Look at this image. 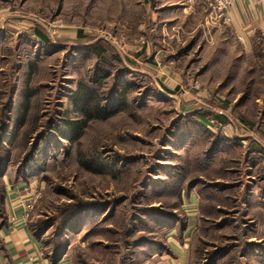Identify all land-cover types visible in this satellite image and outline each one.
I'll return each instance as SVG.
<instances>
[{"label": "rangeland", "instance_id": "rangeland-1", "mask_svg": "<svg viewBox=\"0 0 264 264\" xmlns=\"http://www.w3.org/2000/svg\"><path fill=\"white\" fill-rule=\"evenodd\" d=\"M199 1L177 19V42L164 17L152 20L166 0H0V161L17 175L29 157L28 220L49 259L62 249L66 264H160L187 239L190 264H264V153L229 141L242 117L264 118V58L250 89L248 74L221 86L243 47ZM254 45L264 53L262 38ZM80 84L104 106L122 99L119 112L85 124L72 100ZM200 114L225 118L226 133ZM68 124L77 140L57 132Z\"/></svg>", "mask_w": 264, "mask_h": 264}, {"label": "crops", "instance_id": "crops-1", "mask_svg": "<svg viewBox=\"0 0 264 264\" xmlns=\"http://www.w3.org/2000/svg\"><path fill=\"white\" fill-rule=\"evenodd\" d=\"M166 1L168 5L163 6V10L157 15L155 14L156 17L152 18V20L155 23L154 19L164 17L162 24L165 29L162 30H167V34L170 33V41L177 38L178 42L180 40L176 35L177 33L179 34L177 19L186 18V21H188L187 19L192 16V10L200 8V4L203 2L199 0H172L173 3L171 0ZM231 18V23L225 28L230 31L231 35L234 36L236 41L238 40L243 48L233 52L232 62L228 65L229 75L220 85L224 86V83H227L232 87L233 85L236 86L235 83L238 79H241V75L243 74L242 78L244 79L246 74H248V76H252L246 78L249 81L247 83L248 89H250L257 82L253 78L257 73V70L253 69V62L259 58H264V53L257 50L254 45L257 35L263 37L264 40V5L259 4L257 0H238L231 10ZM36 39L40 43L45 44L43 38L37 37ZM164 39L165 42L169 41L167 35H165ZM184 52L186 50L176 54L177 59L184 56ZM177 81H174L173 75L167 79V82L173 86L179 85L180 80L177 79ZM244 99L247 100L248 96L245 95L242 100ZM259 101L258 98H255L254 104L258 105ZM247 103L243 104L247 106ZM261 118L263 120H258L255 126L254 124L249 125L251 129L242 128L240 124L239 129L236 127L237 124L234 123L232 124L234 129L232 131L229 130L232 134H235L231 140H238L240 145L248 147L251 151V156L257 159H260L262 153H264V118ZM224 119L220 117L222 125L224 124ZM247 119L250 122L253 120L251 118ZM201 123L205 129H208L206 126L208 123L203 120ZM230 125L228 128L232 129L233 127ZM3 182L4 214H0V264H50V259L44 252V243L36 237V233L32 230L28 220L31 211L30 207H32L34 202L33 190L35 183L32 180L29 182H18L8 177H5ZM173 245H175L176 249H174ZM171 249L175 258H162L160 259V264H190V248L187 239L182 245L172 242ZM60 264H66V262Z\"/></svg>", "mask_w": 264, "mask_h": 264}, {"label": "trees", "instance_id": "trees-1", "mask_svg": "<svg viewBox=\"0 0 264 264\" xmlns=\"http://www.w3.org/2000/svg\"><path fill=\"white\" fill-rule=\"evenodd\" d=\"M36 34L38 37H41L44 39L45 43H49V39L47 38V36H45L44 34H42L39 31H36ZM262 38L260 35H257V38ZM256 38V39H257ZM257 50H259L256 47ZM91 51H94V54L97 55V57H100V54L103 53L102 49H99L98 51H95L94 49ZM261 51V50H260ZM15 94V90L12 91L11 93V100H10V110L13 107V95ZM75 107L79 110L80 113H82L83 116V122L86 124L92 120H107L111 117H113L114 115H116V113L119 112V103L120 100L122 101V99H119L118 102H116L115 104H108L106 106L102 105L101 103V97L98 96V91L95 89H92L88 86H86L85 84H80L77 90V93L73 96L72 98ZM111 105V106H110ZM29 109V105H26L25 109H24V115L25 113H27ZM201 120L205 121L206 118L204 115L200 114ZM11 117L9 119V123L11 121ZM218 122L221 124L222 121L220 120V117L217 118ZM241 121L246 124V125H253L251 124L249 121H247V119L245 117L241 118ZM70 126V129L72 130L71 133H63L62 130H57L58 133H60V135L62 136V138L67 139L69 141H74L78 139V131L80 132V127L74 125V124H68ZM10 126L5 130V136L8 138L9 137V133L8 131ZM53 131V130H51ZM45 136H40L38 139V142L44 138ZM5 139L3 141V145H6V142H8V139ZM229 141L232 142V140L230 139ZM234 141V140H233ZM38 142L36 143V145H34L33 149L30 152V155H33V151L34 153H38L40 146L38 145ZM220 144H218V142L216 141L215 144H213L212 146V151L210 152L211 155L215 154L219 148H220ZM35 160H37L35 158ZM2 161H0V214H4L3 213V202H4V178L8 177L10 179H15L18 182H29L33 176V174H30L29 172V157H26L21 168L18 170V174L14 175L10 172L8 164H4V161L1 163ZM2 164V165H1ZM32 167H36L38 168V162L34 163L31 165ZM36 233V232H35ZM36 237L42 242L43 241V234L42 233H36ZM45 244V243H44ZM43 244V245H44ZM57 251L54 252V254L52 255V258L50 259V264H60V262L62 261L63 257H61V255L63 254L62 249H56ZM59 250V251H58ZM222 253V252H221ZM48 257V256H47ZM217 257L215 256L213 259L215 260Z\"/></svg>", "mask_w": 264, "mask_h": 264}, {"label": "built area", "instance_id": "built-area-1", "mask_svg": "<svg viewBox=\"0 0 264 264\" xmlns=\"http://www.w3.org/2000/svg\"><path fill=\"white\" fill-rule=\"evenodd\" d=\"M237 1L238 0H208L210 12L208 14L207 23L211 25H229L232 21L231 10ZM257 2L264 5V0H257ZM196 88L198 89L199 87L196 86ZM206 126L208 129L211 128V130H216L218 132L221 130L226 133V127L219 122L211 120ZM240 126L242 128L244 127L243 125Z\"/></svg>", "mask_w": 264, "mask_h": 264}]
</instances>
